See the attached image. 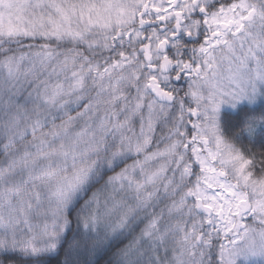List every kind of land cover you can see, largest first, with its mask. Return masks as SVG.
Returning <instances> with one entry per match:
<instances>
[{
	"label": "snow or ice",
	"instance_id": "obj_1",
	"mask_svg": "<svg viewBox=\"0 0 264 264\" xmlns=\"http://www.w3.org/2000/svg\"><path fill=\"white\" fill-rule=\"evenodd\" d=\"M258 82L264 0H0V264L55 252L78 197L69 248L124 237L114 264L264 256V153L219 124Z\"/></svg>",
	"mask_w": 264,
	"mask_h": 264
},
{
	"label": "trees",
	"instance_id": "obj_2",
	"mask_svg": "<svg viewBox=\"0 0 264 264\" xmlns=\"http://www.w3.org/2000/svg\"><path fill=\"white\" fill-rule=\"evenodd\" d=\"M249 121H257L258 125L264 126V103L257 106H241L236 112H223L220 119V127L223 135L229 140L234 141L243 151L257 154L264 153V130H260L253 136L242 131ZM239 133V135H236ZM119 170V169H117ZM83 201L77 198L76 204L69 209V213L73 217V223L70 230L65 233L58 249L50 254H46L41 258V264H114V252L116 248L127 243V239L121 237L119 240H110L107 244L95 249L75 248L70 249L69 245L75 240L85 239L82 226L75 222L76 211L79 209ZM92 238V233H88L87 239ZM19 264L33 263L31 259L24 260L22 257H14Z\"/></svg>",
	"mask_w": 264,
	"mask_h": 264
},
{
	"label": "rangeland",
	"instance_id": "obj_3",
	"mask_svg": "<svg viewBox=\"0 0 264 264\" xmlns=\"http://www.w3.org/2000/svg\"><path fill=\"white\" fill-rule=\"evenodd\" d=\"M257 87H258V95H259L258 102L250 103L247 99H245V100L239 102L238 104H236L235 107H232L229 104L221 105L220 112H219V124H220L221 114L225 111L226 112H228V111L229 112H236L237 109L240 108L241 106L247 105V106L253 107V106H257L259 103H264V83L258 82ZM260 130H264V126H262V125L256 126L254 128L253 133L250 136H253L255 133L259 132ZM129 163H131V161H129ZM100 210L103 211V196L101 197V209ZM248 222H251L250 218H249ZM34 223H40V221L35 220ZM30 264H33V263H30ZM239 264H264V257H251L250 256L247 259H241L239 261Z\"/></svg>",
	"mask_w": 264,
	"mask_h": 264
},
{
	"label": "clouds",
	"instance_id": "obj_4",
	"mask_svg": "<svg viewBox=\"0 0 264 264\" xmlns=\"http://www.w3.org/2000/svg\"><path fill=\"white\" fill-rule=\"evenodd\" d=\"M259 95L258 92L255 95H250L249 98L247 99L250 103H256L258 102ZM252 257H264V256H252Z\"/></svg>",
	"mask_w": 264,
	"mask_h": 264
}]
</instances>
